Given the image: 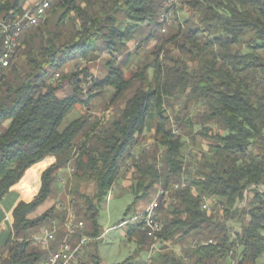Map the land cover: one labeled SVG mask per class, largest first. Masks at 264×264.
<instances>
[{
  "label": "trees",
  "instance_id": "1",
  "mask_svg": "<svg viewBox=\"0 0 264 264\" xmlns=\"http://www.w3.org/2000/svg\"><path fill=\"white\" fill-rule=\"evenodd\" d=\"M164 1L56 0L44 21L22 34L10 66L0 69V202L28 168L47 156L56 159L42 173L37 196L13 210L3 264H39L46 257L28 238L59 211L52 206L28 217L50 197L60 170L70 163L76 216L90 223L91 238L100 236L101 204L130 166L136 198L125 215L158 189L185 184L173 194L174 203L164 207L162 198L158 211L160 240L181 251L157 253L150 264H257L263 258L264 0H180L172 8L174 27L161 33ZM24 3L0 0V21L21 15ZM142 28L148 32L135 53L156 29L162 37L127 77L123 66L132 53L121 64L114 58L136 42ZM98 52L109 57L105 77L86 88L88 69L75 70L63 78L69 94L58 97L62 87L51 76ZM105 88L113 90L110 103L116 107L109 123L79 116L62 125L73 108L91 105ZM153 120L155 138L139 150ZM197 139L206 149L186 154L187 142L197 146ZM79 184L94 185L93 194H80ZM244 192L246 204L238 208ZM206 202L211 212L202 210ZM125 238L136 248L120 264H139L151 241L136 225H127ZM91 259L99 264L96 255Z\"/></svg>",
  "mask_w": 264,
  "mask_h": 264
},
{
  "label": "rangeland",
  "instance_id": "2",
  "mask_svg": "<svg viewBox=\"0 0 264 264\" xmlns=\"http://www.w3.org/2000/svg\"><path fill=\"white\" fill-rule=\"evenodd\" d=\"M34 1L37 0H25L23 7L28 8L33 6L35 4ZM178 5L179 2L176 6ZM179 17L180 19H182L181 14L179 15ZM47 19L50 20L52 18H50V16L48 15ZM53 22L54 19L50 21V23ZM52 27L53 25L51 24L50 28L52 29ZM172 27H174V23L167 29L166 33L170 32ZM147 32L148 30L142 28L137 36L136 42H132V45L128 46V48H126L121 56L116 55V60L114 58V61H116V63L121 64L125 60L127 52H129L131 49L130 53H132V55L123 66L124 75L127 77H129L131 73L136 71L140 63L146 62V57L151 52L152 47L155 45V41L158 38L162 37L159 29H156V31L153 33L154 37H152L151 42L149 44L142 45L141 49L137 53H135L137 43L139 44V41L146 37ZM108 59L109 57L106 53L98 52L92 58H88L84 61L68 63L62 70L56 71L55 74H59V78L53 79L55 75L53 74L50 81H52L54 85H60L62 87V91H59L57 93V96L63 97L69 94L67 81H65L63 78L65 75L74 72L75 70H80L84 67L88 69V75L85 79L87 82L86 88L89 87L91 80H101L107 74V70L104 65L106 63V60ZM112 95L113 90L111 88H105L99 97L92 100L91 105L76 106L75 108H73L66 116L62 125L66 126L69 122L75 120L79 116L87 117V120L90 123H100L101 125L109 123L116 111V107L110 103ZM108 112H110V114H108ZM168 115H170L172 119L170 111H168ZM148 123H150V127L144 132V136L141 139V144L138 148L139 150L146 148L148 145H151L152 141L155 138V123H157V121L153 120ZM170 123L175 122L171 120ZM195 130H197V128H195ZM187 145L188 147L185 151L186 154L190 155H195L206 149V143L200 139L196 140L197 146L192 145L188 142ZM131 172L132 171L130 169V166L123 169L114 186L108 192L104 202L101 204L100 211L96 219L98 225V236H100L98 238H91L87 234L90 233L91 230L90 223L85 224L83 220H81L79 217L77 218V210L75 208L76 200L73 195L70 194V180L73 175V167L70 163L63 170H60L58 178L52 186V193L49 197L50 203H52L53 207H56L59 211V215L56 219L60 223H64L66 219H69L71 216L75 215V219L78 221H82L84 224V229H82L78 233V235H76L77 240L82 235L87 237L85 243L81 246L80 257L72 264H94L93 260L91 259V256L94 257V255L99 258V264H120L135 251V241L133 239L128 240L125 238V231L127 230V226H122L120 224L123 221L131 219L135 213H138L139 209L137 208H139V204L141 203V201L149 203L153 198V193L150 195V197L148 196L144 200H138L137 204H139H136L134 210L125 215L127 207L132 205L136 198L135 193L131 191V185H133L130 177ZM58 180L59 183H57ZM94 189L95 187L92 184L78 185V190L80 194L83 195H92ZM231 226L235 230H239V225L231 224ZM105 229L110 230L107 233H104ZM31 235H38V231L34 232ZM174 248L175 247H173V249ZM0 251H2V247H0ZM176 251L174 250V252ZM146 257V253L141 254L138 263H143ZM5 260H7V258L3 259L2 257H0V264H3ZM257 264H264V256L263 258L259 259Z\"/></svg>",
  "mask_w": 264,
  "mask_h": 264
},
{
  "label": "built area",
  "instance_id": "3",
  "mask_svg": "<svg viewBox=\"0 0 264 264\" xmlns=\"http://www.w3.org/2000/svg\"><path fill=\"white\" fill-rule=\"evenodd\" d=\"M56 0H39L31 7L25 8L21 15H16L13 18L0 21V35H1V51H0V69H6L10 66L17 48L19 47V40L25 31H28L44 21L48 10L52 7ZM180 0H165L164 10L158 16V24L160 26V32L166 33L167 29L173 24L172 21V8L177 5ZM59 74H55L53 79H58ZM110 114V112H108ZM176 133V131L174 132ZM160 168L161 165L156 166ZM185 184L175 183L170 190L164 191L158 189L153 195L152 200L147 206L140 212L136 213L131 219L124 221L120 225H137L144 235L151 241V244L146 251L147 257L145 264H150L152 258L160 252L165 250H175L170 248V245L166 241L160 240L159 236L163 231V222L159 218L158 211L161 207V199L165 198L164 207L168 203L175 202L173 194L183 187ZM254 188V187H252ZM261 192V190H259ZM246 194L244 192L243 200L237 205L238 208H242L246 204ZM202 210L211 212V205L206 202L202 205ZM226 225L230 226V221L226 222ZM65 234L63 238L58 241V222L55 219L49 221L44 225L38 235L29 236V240L32 244L46 252V258L44 264H72L77 261L81 254V246L85 243L87 237L81 238L79 241L73 243L72 239L77 231L84 229V224L81 221H77L71 216L66 222ZM110 229H105L104 233H107ZM234 237L233 233H231ZM209 240L207 244H211ZM197 243L193 242L192 246H196ZM232 255V252H230ZM186 260V259H185Z\"/></svg>",
  "mask_w": 264,
  "mask_h": 264
},
{
  "label": "crops",
  "instance_id": "4",
  "mask_svg": "<svg viewBox=\"0 0 264 264\" xmlns=\"http://www.w3.org/2000/svg\"><path fill=\"white\" fill-rule=\"evenodd\" d=\"M38 1L39 0L34 1L35 4ZM131 43H128L126 45V48H128V46L132 45ZM129 52H131V49ZM44 162H46V165L43 168H38V166ZM55 162H56V159L53 156H47L41 162H38V163L32 165L30 168H28L24 172L22 178L16 184H14L9 189V191L4 195V197L2 198V200L0 202V247H2V251H0V257H2L3 259L8 258L7 252L5 250V245H6V241L9 237V235L12 232V224H13L12 213H13V210L15 209V207L20 202L29 203L34 199V197L37 196V194L39 193V190L41 188V175H42V173L47 168L52 166ZM57 183H59V180ZM136 204H137V202H136ZM136 204H135V207H136ZM147 204H148L147 202L141 201V203L139 204L140 205L139 208H137V209H139L138 212L142 211L147 206ZM52 206L53 205H52V203H50L49 198H48L40 207H38L34 212H32L28 218L29 219H35L36 217L43 214L46 210H48ZM74 217H75V215H74ZM67 221H68V219H66V221L64 223H60L57 220V222H58V233H59V237L57 235L58 241H60L65 234L64 226H65ZM41 228H39L37 230L38 233H39ZM80 231H77L75 233V235L72 239L73 243H75V242L79 241L81 238L85 237V236H81V238H79L77 240L76 235H78V233ZM181 248H182V246H180V245L175 246V251L177 249V251L175 253L179 254L181 251ZM45 258L39 264H44Z\"/></svg>",
  "mask_w": 264,
  "mask_h": 264
},
{
  "label": "water",
  "instance_id": "5",
  "mask_svg": "<svg viewBox=\"0 0 264 264\" xmlns=\"http://www.w3.org/2000/svg\"><path fill=\"white\" fill-rule=\"evenodd\" d=\"M236 232H240L239 230H236Z\"/></svg>",
  "mask_w": 264,
  "mask_h": 264
}]
</instances>
